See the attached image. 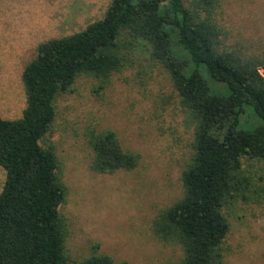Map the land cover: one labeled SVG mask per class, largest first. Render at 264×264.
<instances>
[{
	"label": "trees",
	"instance_id": "16d2710c",
	"mask_svg": "<svg viewBox=\"0 0 264 264\" xmlns=\"http://www.w3.org/2000/svg\"><path fill=\"white\" fill-rule=\"evenodd\" d=\"M222 4L112 0L103 18L39 45L23 72V116H0V166L6 170L0 264H130L97 250L83 259L68 253V223L60 211L67 186L56 148L45 139L53 130L59 97L78 78L92 77L106 88L143 45L170 74L194 125L191 156L182 172L184 193L154 217L153 234L183 252L165 264H225L234 208L239 201L264 203V186L245 165L258 161L264 169V55L227 44L217 19ZM90 145L91 167L98 173L131 171L140 164V154L126 150L114 130L93 131Z\"/></svg>",
	"mask_w": 264,
	"mask_h": 264
},
{
	"label": "rangeland",
	"instance_id": "374dc122",
	"mask_svg": "<svg viewBox=\"0 0 264 264\" xmlns=\"http://www.w3.org/2000/svg\"><path fill=\"white\" fill-rule=\"evenodd\" d=\"M218 21L227 44L264 55V0H222ZM112 0H0V116L19 119L26 108L23 72L39 45L71 35L104 17ZM128 66L104 89L80 77L57 101V117L45 144L61 161L67 186L60 211L67 219L68 253L83 259L95 250L116 262L165 264L178 247L152 231L160 210L182 197V172L191 156L194 125L184 112L168 71L137 47ZM249 113V111H248ZM243 120H247V114ZM252 123H256L255 119ZM114 130L126 150L139 153L131 171L98 173L91 167V133ZM249 162L251 166H249ZM245 165L264 186L258 161ZM6 170L0 166V193ZM231 214L225 264H264V203L241 202Z\"/></svg>",
	"mask_w": 264,
	"mask_h": 264
},
{
	"label": "built area",
	"instance_id": "2783aa9c",
	"mask_svg": "<svg viewBox=\"0 0 264 264\" xmlns=\"http://www.w3.org/2000/svg\"><path fill=\"white\" fill-rule=\"evenodd\" d=\"M260 73L262 74V76L264 77V67L260 68Z\"/></svg>",
	"mask_w": 264,
	"mask_h": 264
}]
</instances>
